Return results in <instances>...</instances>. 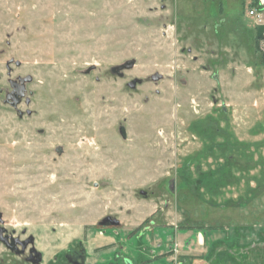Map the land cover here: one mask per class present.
Listing matches in <instances>:
<instances>
[{"label":"rangeland","instance_id":"1","mask_svg":"<svg viewBox=\"0 0 264 264\" xmlns=\"http://www.w3.org/2000/svg\"><path fill=\"white\" fill-rule=\"evenodd\" d=\"M260 24L262 0H0V264H264Z\"/></svg>","mask_w":264,"mask_h":264},{"label":"flooded vegetation","instance_id":"2","mask_svg":"<svg viewBox=\"0 0 264 264\" xmlns=\"http://www.w3.org/2000/svg\"><path fill=\"white\" fill-rule=\"evenodd\" d=\"M263 55H264V53H263ZM31 238H28V239H26V240H23V241H20V243H18L17 242V244H16V247H17V245H21L22 246V248L24 249V250H26L27 249V247L31 244V243H33L34 242V239H33V241H31L30 240ZM0 240L8 247V248H14L15 247V244L12 242V240H11V238H9L8 237V235L6 234V230H5V228L2 226V223L0 222ZM39 256H40V258H39ZM29 259H30V261L31 262H40L41 260H42V256L40 255V254H38V253H36V250L35 249H33L32 250V247L29 249ZM70 260V262L72 261L73 262V259H69ZM74 264H77V262L76 261H74L73 262Z\"/></svg>","mask_w":264,"mask_h":264},{"label":"water","instance_id":"3","mask_svg":"<svg viewBox=\"0 0 264 264\" xmlns=\"http://www.w3.org/2000/svg\"><path fill=\"white\" fill-rule=\"evenodd\" d=\"M264 37V24H260L257 26V38L258 39H262ZM2 91V89L0 88V92ZM20 99L18 97V95L15 97L14 99V105H17L19 103ZM31 241H33V239H30ZM40 258V256H39Z\"/></svg>","mask_w":264,"mask_h":264},{"label":"trees","instance_id":"4","mask_svg":"<svg viewBox=\"0 0 264 264\" xmlns=\"http://www.w3.org/2000/svg\"><path fill=\"white\" fill-rule=\"evenodd\" d=\"M257 4H258V6H259L261 9H263V6H262L259 2H258ZM142 226H143V225L139 226V228H137V230H138V229H141Z\"/></svg>","mask_w":264,"mask_h":264},{"label":"crops","instance_id":"5","mask_svg":"<svg viewBox=\"0 0 264 264\" xmlns=\"http://www.w3.org/2000/svg\"><path fill=\"white\" fill-rule=\"evenodd\" d=\"M162 263H165L164 260H161L159 262H157V261L155 262V264H162Z\"/></svg>","mask_w":264,"mask_h":264},{"label":"built area","instance_id":"6","mask_svg":"<svg viewBox=\"0 0 264 264\" xmlns=\"http://www.w3.org/2000/svg\"><path fill=\"white\" fill-rule=\"evenodd\" d=\"M256 14V12L255 11H251V15H255Z\"/></svg>","mask_w":264,"mask_h":264},{"label":"bare ground","instance_id":"7","mask_svg":"<svg viewBox=\"0 0 264 264\" xmlns=\"http://www.w3.org/2000/svg\"><path fill=\"white\" fill-rule=\"evenodd\" d=\"M264 2V0H262Z\"/></svg>","mask_w":264,"mask_h":264}]
</instances>
